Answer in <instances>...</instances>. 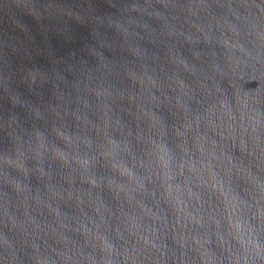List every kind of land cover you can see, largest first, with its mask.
Listing matches in <instances>:
<instances>
[{"label": "water", "instance_id": "1", "mask_svg": "<svg viewBox=\"0 0 264 264\" xmlns=\"http://www.w3.org/2000/svg\"><path fill=\"white\" fill-rule=\"evenodd\" d=\"M0 264H264V0H0Z\"/></svg>", "mask_w": 264, "mask_h": 264}]
</instances>
